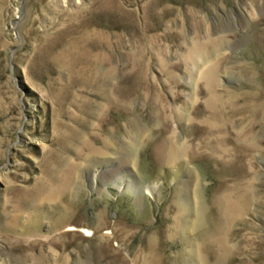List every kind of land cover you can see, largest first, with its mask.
<instances>
[{
	"label": "rangeland",
	"instance_id": "1",
	"mask_svg": "<svg viewBox=\"0 0 264 264\" xmlns=\"http://www.w3.org/2000/svg\"><path fill=\"white\" fill-rule=\"evenodd\" d=\"M0 264H264V0H0Z\"/></svg>",
	"mask_w": 264,
	"mask_h": 264
},
{
	"label": "bare ground",
	"instance_id": "2",
	"mask_svg": "<svg viewBox=\"0 0 264 264\" xmlns=\"http://www.w3.org/2000/svg\"><path fill=\"white\" fill-rule=\"evenodd\" d=\"M240 206L242 209H244L246 207V203L244 200L240 202Z\"/></svg>",
	"mask_w": 264,
	"mask_h": 264
}]
</instances>
